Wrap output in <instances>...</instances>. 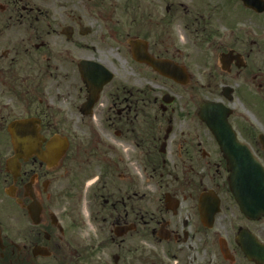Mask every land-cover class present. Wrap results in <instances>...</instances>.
<instances>
[{"label": "flooded vegetation", "instance_id": "flooded-vegetation-1", "mask_svg": "<svg viewBox=\"0 0 264 264\" xmlns=\"http://www.w3.org/2000/svg\"><path fill=\"white\" fill-rule=\"evenodd\" d=\"M114 1L0 0V264H254L238 244L250 227L230 218L226 158L198 114L221 103L239 152L264 160L250 141L264 12L239 0ZM88 14L101 27L84 25ZM146 59L182 67L186 84ZM84 64L91 80L107 75L95 64L112 74L91 102ZM11 128L42 153L55 134L68 149L52 168L35 152L9 165ZM85 222L95 229L81 243Z\"/></svg>", "mask_w": 264, "mask_h": 264}, {"label": "water", "instance_id": "water-1", "mask_svg": "<svg viewBox=\"0 0 264 264\" xmlns=\"http://www.w3.org/2000/svg\"><path fill=\"white\" fill-rule=\"evenodd\" d=\"M242 1L258 11L264 10V8L257 7L259 4L258 0ZM151 64L154 68L159 69L163 75L171 77L182 84L185 82L184 73L178 68L172 66L170 69H162L156 64V62H151ZM85 68V66L80 67V71L84 81L89 82L87 78L91 75L82 72V69L84 70ZM91 95L90 97L93 99V94ZM203 108H205V114L200 115V117L206 122L214 134V137L224 152V156L227 158L228 169L231 173L229 178L230 189L239 205L240 211L251 220L259 219L260 216H264L263 168L251 154L249 158H245L239 152L241 146L236 142L235 136L229 130L225 114L222 113L221 110V105L207 102L203 105ZM12 135L17 145L16 156H22L24 153V155H26L29 152L32 153L35 151L39 157L46 158V162L49 166L55 164L67 148V143L63 138L54 136L48 142L46 155L44 156V153L40 154L37 147L33 144L23 143V139L16 138L13 130ZM30 139L33 140L35 138L32 136ZM260 139L264 144V137L260 136ZM216 210V207H214L209 212L208 219L212 220ZM33 211L34 208L32 207V212ZM240 236L239 243L247 258L257 264H264V245L261 244L251 232L248 236L245 234H240Z\"/></svg>", "mask_w": 264, "mask_h": 264}, {"label": "rangeland", "instance_id": "rangeland-1", "mask_svg": "<svg viewBox=\"0 0 264 264\" xmlns=\"http://www.w3.org/2000/svg\"><path fill=\"white\" fill-rule=\"evenodd\" d=\"M178 1H182L184 4H190L189 0H176V2H178ZM102 6H98V7L102 10ZM114 6H115V10L116 11H120L119 1H117V0L114 1ZM89 15L90 14H88L87 18H85V19L83 18L82 19L83 20V24L86 25V26L89 25L90 27L95 28V29L101 27V24H102L101 21L95 20L93 18H89ZM96 15H97V9H95V16ZM177 22L178 21L176 20L175 30L174 31H175V34H176V38L179 39L182 36V33L179 31L180 28H179ZM260 54L263 55L262 52ZM262 55L256 56L255 57V61L256 62L264 61V56H262ZM111 59H114V58L111 57ZM254 91H255V89H254ZM252 100H253V102H255L256 108L253 109L250 106V123L252 124V128H250V130H251L250 131V141L253 143V145H258V143H257V134L259 132H263L264 133V98L257 91H255L253 96H252ZM251 114H254V115H251ZM70 150H71V146H70ZM262 162H264V161H262ZM55 172H56V169L52 172V174H55ZM230 218L234 220L236 225L237 224H242L244 226H249L250 230L252 232L256 233L258 235V237L264 242V218L261 219L260 221L255 222V223H252V222L246 223L244 221V219L241 217V215L239 214V212L237 210H235V209H234V214ZM94 229H95V226L92 225L91 223H88V222H85L79 228L80 232L82 233V235H79V236L82 237L81 243H85L86 242V236L88 234H92L94 232Z\"/></svg>", "mask_w": 264, "mask_h": 264}]
</instances>
